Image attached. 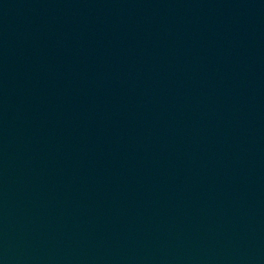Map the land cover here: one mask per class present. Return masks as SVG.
<instances>
[{"label": "water", "instance_id": "obj_1", "mask_svg": "<svg viewBox=\"0 0 264 264\" xmlns=\"http://www.w3.org/2000/svg\"><path fill=\"white\" fill-rule=\"evenodd\" d=\"M0 264H264V0H0Z\"/></svg>", "mask_w": 264, "mask_h": 264}]
</instances>
